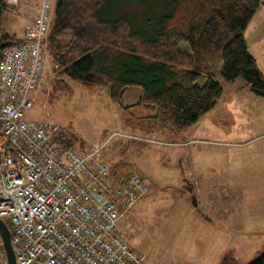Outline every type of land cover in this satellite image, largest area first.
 <instances>
[{
    "label": "rangeland",
    "instance_id": "374dc122",
    "mask_svg": "<svg viewBox=\"0 0 264 264\" xmlns=\"http://www.w3.org/2000/svg\"><path fill=\"white\" fill-rule=\"evenodd\" d=\"M53 1L55 10L58 0ZM36 2L9 4L6 29L10 33L21 35L35 16ZM262 17L260 13L253 20L248 41L263 54L259 62L264 73V44L254 45L261 39L253 28L264 26ZM48 43L43 79L31 94L33 106L25 110V117L56 123L55 135L64 145L71 141L81 150L101 144L111 165L121 163L125 171L137 170L143 176L148 191L121 217L120 227L145 255L146 264H247L264 250V190H259L264 188V176L257 171L255 155L252 160L241 158L257 154L260 147L264 152V95L256 94L242 77L227 80L217 70L223 92L212 109L182 128L154 124L149 115L155 109L143 103L140 87H127L118 99L105 85L87 88L64 77L68 90L59 89L61 80ZM231 157L229 175L235 177L224 178V163ZM209 169L240 186L241 191H231L227 198L232 208L245 209V215L230 214L227 224L219 223L221 217L208 218ZM185 183L193 184L196 196ZM217 188L221 190V185Z\"/></svg>",
    "mask_w": 264,
    "mask_h": 264
},
{
    "label": "trees",
    "instance_id": "16d2710c",
    "mask_svg": "<svg viewBox=\"0 0 264 264\" xmlns=\"http://www.w3.org/2000/svg\"><path fill=\"white\" fill-rule=\"evenodd\" d=\"M262 4L263 0H58L47 38L61 80L58 87L68 90L61 79L67 77L87 88L105 85L120 99L124 89L137 86L143 103L155 109L149 115L154 124L189 126L222 95L217 72L227 80L242 77L256 94L264 95V74L245 35ZM8 9L6 0H0L1 56L8 46L22 41L6 29ZM66 143L71 146V141ZM121 165H111L117 181L129 173ZM185 188L193 192L191 184ZM247 264H264V250Z\"/></svg>",
    "mask_w": 264,
    "mask_h": 264
},
{
    "label": "built area",
    "instance_id": "2783aa9c",
    "mask_svg": "<svg viewBox=\"0 0 264 264\" xmlns=\"http://www.w3.org/2000/svg\"><path fill=\"white\" fill-rule=\"evenodd\" d=\"M53 8L38 0L22 41L0 58V217L17 264H146L120 227L148 191L143 176L132 170L117 181L101 144L64 145L56 123L25 117L43 79ZM0 264H10L1 233Z\"/></svg>",
    "mask_w": 264,
    "mask_h": 264
},
{
    "label": "crops",
    "instance_id": "0c3cea01",
    "mask_svg": "<svg viewBox=\"0 0 264 264\" xmlns=\"http://www.w3.org/2000/svg\"><path fill=\"white\" fill-rule=\"evenodd\" d=\"M263 2H264V0H263ZM26 6L27 5H25V6L21 7V8H24ZM260 13H262V16H263L262 20H264V4H262L259 7V9L255 13L253 19L251 20L249 26L246 29L245 35H246V39L248 38L247 41L249 40L250 29L252 30L251 24L253 23V20L256 19V16L259 15ZM259 27H260L259 29L256 28V25H254V27H253L255 31H258L259 39H261L259 42L255 43L254 45H256V44H264V26L260 25ZM23 31H24V28H23ZM23 31H22L21 35L23 34ZM251 45H253V44H251ZM251 45L249 44V41H248L249 50L256 57L258 65H259V67L261 69L260 62H259V57L260 56L262 57L263 54L261 52H259V51L257 52V50H254V48L250 47ZM254 47L256 48L257 46H254ZM263 49H264V47H263ZM229 143L235 144V146H241V144H242V143H239V142H229ZM259 149H260L259 151H256L257 154H255V152H254L253 155H249V156L248 155H242L241 158L244 161H246L248 159L252 160L254 155H255V158L257 157V168H258L257 171L260 172V175L264 176V152L261 154L260 152H261L262 147H260ZM234 159H237V158L234 157ZM232 160H233V158L231 157L227 163L226 162L224 163L225 165L223 167V172H222V175H223L224 178L225 177H229L231 179V178L235 177V175H233V174L231 175L232 177H230V175H229V173L232 171V167H231ZM210 167H212V166H210ZM259 167H260V170H259ZM211 176L215 177L214 181H212L210 179ZM224 178L220 179L219 174H215V173H213L212 170L210 171V169H209V174L207 175V185H209V188H206V192L212 193V195L209 196L207 194V196H206V204L209 205L208 218L214 217V218L218 219L219 217H221L223 220H221L219 223L227 224V223H230V221L229 220L226 221V218L230 217V214L235 215V213H236V214H241V216H243V215H245L246 211H245V209H242L241 207H239V205H236L233 208L231 207L230 199L227 198V196H228L227 193H230L231 191H241V188L237 184H234V183H231L229 181H226ZM186 185H187V183H185L184 186H186ZM220 185H221V190L217 188ZM261 185L264 186V183L261 184ZM191 186H192V190H193L192 193H194L195 187L193 186V184H191ZM247 190H248V192H251L249 189H247ZM259 190H264V188H261ZM194 195H195V193H194ZM191 197H192V195H191ZM235 201L237 202V200H235ZM228 203H229V205H228ZM231 221H232V219H231ZM211 222L215 223V222H213V220H211ZM231 223L235 224V222H231Z\"/></svg>",
    "mask_w": 264,
    "mask_h": 264
},
{
    "label": "water",
    "instance_id": "95a60500",
    "mask_svg": "<svg viewBox=\"0 0 264 264\" xmlns=\"http://www.w3.org/2000/svg\"><path fill=\"white\" fill-rule=\"evenodd\" d=\"M0 162H1V150H0ZM0 233L3 237L4 247L8 256L10 264H17L15 250L11 240V230L7 223L0 217Z\"/></svg>",
    "mask_w": 264,
    "mask_h": 264
}]
</instances>
